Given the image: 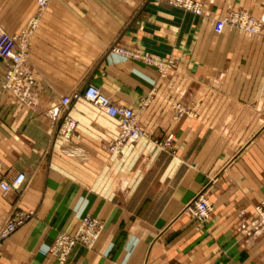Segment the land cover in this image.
Here are the masks:
<instances>
[{
  "label": "crops",
  "instance_id": "1",
  "mask_svg": "<svg viewBox=\"0 0 264 264\" xmlns=\"http://www.w3.org/2000/svg\"><path fill=\"white\" fill-rule=\"evenodd\" d=\"M199 1L202 15L166 0H50L40 14L37 0H0L8 33L36 22L30 103L3 90L0 58V181L25 174L0 186V230L30 215L0 238V264H264V0ZM232 11L260 30L222 25ZM87 85L138 111L143 136L111 150L115 118L83 98L64 109ZM200 194L203 223L185 211ZM86 215L99 237L60 263L50 249Z\"/></svg>",
  "mask_w": 264,
  "mask_h": 264
},
{
  "label": "built area",
  "instance_id": "2",
  "mask_svg": "<svg viewBox=\"0 0 264 264\" xmlns=\"http://www.w3.org/2000/svg\"><path fill=\"white\" fill-rule=\"evenodd\" d=\"M49 1L37 0L38 14L43 11ZM166 2L173 7L193 12L197 15L204 13L203 4L199 0H166ZM219 21L222 25L236 27L248 33L254 34L260 30V23L243 11H233L223 15L219 17ZM35 25L36 22L34 21L21 35H12L4 29L0 22V58L7 61L2 88L5 91L11 92L18 100L26 103L31 102L30 93L34 86V79L26 67V62L28 34H30ZM80 98L85 99L106 115L118 121L119 134L117 140L111 146V150L126 142L137 141L143 136L144 131L138 122L135 110L126 105L115 103L96 86L87 85L81 90L62 97L63 108H68L73 101ZM178 112L182 113V110L179 108ZM75 127L76 123L74 120L65 119L59 125L57 135L60 138L69 140L73 136ZM24 180L25 174L18 173L11 181L2 179L0 186L4 193H7L11 190L19 189ZM255 210L258 218L264 222V201L257 205ZM185 211L190 213L196 221L203 223L210 216L212 205L204 194H200L188 204ZM29 218L30 215L28 214L21 212L14 213L1 228L0 238H8ZM100 230L101 224L99 221L86 216L74 235H68L67 233H60L58 235L51 248V253L57 257L60 263H64L77 244L91 248L99 236Z\"/></svg>",
  "mask_w": 264,
  "mask_h": 264
},
{
  "label": "rangeland",
  "instance_id": "3",
  "mask_svg": "<svg viewBox=\"0 0 264 264\" xmlns=\"http://www.w3.org/2000/svg\"><path fill=\"white\" fill-rule=\"evenodd\" d=\"M232 12H233V11H232ZM230 13H231V12H230ZM234 28H236V27H234ZM237 29H239V28H237ZM135 113H136L137 115H139V114H138V111H135ZM177 113H178V115H181V114H182V113L178 112V110H177ZM86 216H89V217L95 218V217H93V216H91V215H86ZM86 216H85V217H86ZM95 219H97V218H95ZM82 220H83V219H82ZM97 220L99 221V223L101 224V227H102V223H101V221H100L99 219H97ZM81 222H82V221H81ZM80 225H81V224H80ZM76 231H77V230H76ZM100 232H101V230H100ZM100 232L98 233L99 235H100ZM75 233H76V232H75ZM68 235H74V234H68ZM98 237H99V236H98ZM98 237H97V238H98ZM96 240H97V239H96ZM95 242H96V241H95ZM94 244H95V243H94ZM83 246H84V245H83ZM93 246H94V245H93ZM93 246H92V247H93ZM85 247H86V246H85ZM92 247H91V248H92ZM86 248L90 249L89 247H86ZM73 249H74V248H73ZM73 249H72V250H73ZM50 252H51V249H50ZM71 252H72V251H71ZM69 255H70V254H69Z\"/></svg>",
  "mask_w": 264,
  "mask_h": 264
}]
</instances>
